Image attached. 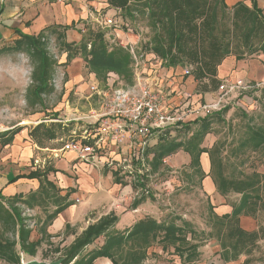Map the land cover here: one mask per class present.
Listing matches in <instances>:
<instances>
[{
	"label": "trees",
	"instance_id": "trees-1",
	"mask_svg": "<svg viewBox=\"0 0 264 264\" xmlns=\"http://www.w3.org/2000/svg\"><path fill=\"white\" fill-rule=\"evenodd\" d=\"M109 1L111 6L123 10L122 19L128 28L143 38L134 54L143 60L145 56L152 55L150 60H158L164 69L195 80L196 90L200 93L218 89L221 81L217 78V68L226 57L233 56L237 61L258 52L264 55V17L255 0H250V6L240 1L230 7L225 0H134L131 4L128 0ZM68 28L63 27L64 30ZM144 28L146 32L142 35ZM17 33L18 38L12 41V46L1 47L0 51H24L29 57L33 65L28 89L30 102L40 103L42 96L54 89L51 80L58 62L48 50V41L53 33L59 47L66 52L65 63L80 55L95 79L105 81L107 75L113 73L116 76L114 85L126 87L134 82L135 59L129 47L111 45L104 32L98 29H88L77 44L65 42L64 34L56 32L55 27L44 29L36 35ZM185 68L189 69L187 76L183 75ZM178 69L180 72H177ZM260 96L264 101V89ZM227 109L223 107L204 117L152 130L148 137L150 142L139 151L137 157L131 155L128 163L138 166L136 170L127 171L128 175H132L130 184L135 192L131 209L137 208L151 194L143 183L149 174L143 177L142 173L139 175L136 171L146 169L147 172H153L166 157L179 150L190 159L188 172L184 173L196 178L199 185L209 175L215 192L222 198L229 193L240 195L235 202L223 201L230 209L227 213L219 214L211 207L209 231H196L191 223L182 219L180 224H176L174 220H158L151 216L141 217L123 230L110 231L118 222V216L111 211L89 224L72 243L64 247L61 264H93L102 257L108 258L111 264H140L146 257L147 249L154 244L162 249L173 248L181 264H195L198 248L209 239H214L219 245L218 254L223 262L235 261L244 255V263H248L252 253L260 247V241L264 242V229L246 230L240 226V217L255 219L258 210L264 209V195L261 193L264 177L257 173L247 175L244 179L225 177L219 143L216 141L208 149L202 146L204 137L211 130V117H221ZM41 129L43 132L39 134ZM20 130L14 127L0 133L1 145L11 144ZM183 130L186 134L179 138L178 134ZM27 136L37 145L42 144L41 136L48 141L58 138L56 130L52 126L46 127L43 122L30 129ZM88 143L91 144V140ZM241 147L264 154V118L260 124L247 129L240 141ZM202 154H207L209 159L208 173L202 168ZM52 171L56 172L49 168L35 169L10 180H38L37 191L29 193L26 198L20 195L5 198L0 195V261L19 264L21 253L33 256L40 245V239H29V219L23 216V208L29 210L35 197H50L55 204V209L46 215L42 230L60 212L74 204L69 199L72 189H67L64 196H58L61 189H57L47 178ZM110 171L113 182L123 185L119 168ZM67 228L69 224L65 225ZM8 231L12 233V239L5 236ZM99 238L102 240L97 247L82 254L87 246Z\"/></svg>",
	"mask_w": 264,
	"mask_h": 264
},
{
	"label": "rangeland",
	"instance_id": "rangeland-1",
	"mask_svg": "<svg viewBox=\"0 0 264 264\" xmlns=\"http://www.w3.org/2000/svg\"><path fill=\"white\" fill-rule=\"evenodd\" d=\"M262 11L264 15V4ZM108 42L113 45V42L109 41V39ZM12 44V41L0 42V48L12 46ZM48 50L58 62V66L51 80L54 89L50 94L42 96L40 103L30 102L29 99L30 93L28 89L31 85L33 65L27 54L18 50L0 51V133L19 127L22 129L19 134L26 136L30 129L43 122L46 127L52 126L56 130L58 137L55 140L48 141L41 136L42 144L40 145L24 138L23 141H28V145L23 141L21 142V140H17L12 145L5 146V151L3 152L8 164L13 165L15 170L20 167V171H24V173L30 171L31 167L41 170L43 168L56 170L55 163L65 160L66 154L69 153L63 149L65 142L70 139L83 141L84 137H87V133L92 132V129H96L98 122L103 119L100 116L103 112L100 99L102 94L98 96L97 93L90 91L89 85L94 83L97 92L100 93L108 92L111 86L109 77L105 81L93 79V75L85 67L80 55H76L69 63H65L66 52L59 47L52 36L48 41ZM147 63L152 70L149 74L147 71L144 72L147 76H166L163 67L158 65L160 64L158 60V64L152 60ZM263 71L264 58L260 54L255 53L236 62L231 71L219 79L220 81H236L240 79L252 85L264 80ZM177 72H180V69ZM144 73L142 71L141 75L145 76ZM190 89L188 87V90ZM263 89L264 86L228 93L223 101L224 107L228 108L226 112L221 117H211V130L204 137L202 146L208 149L216 141L219 143L223 175L225 177L244 179L252 173H257L264 177V154L252 152L248 147L240 148V141L245 136L247 129L263 121L264 101H262L260 96ZM201 93L203 95L202 103L204 100L208 101L217 96L216 90H208ZM54 119L60 122L54 121ZM42 132L43 129L39 131V134H42ZM185 134L184 130L180 131L178 137L183 138ZM99 137L101 139L98 144L92 143L94 147L92 157L87 156V159L79 158L83 161L79 162V160H76L78 161L76 163L81 165L79 167L82 168L84 173L94 170L97 177L102 180L109 179L111 176L109 170L114 171L119 168L118 172L123 185H119L117 197L109 202L104 200L105 202L103 201L95 210L78 220L70 222L69 219L68 221L72 226H69L66 230L63 225L62 230L58 232L56 226H52V223L47 225L48 227L46 226L45 229H41L45 219V209H39L34 212L23 208V216L29 219L27 223L31 229L29 239L31 241L40 239L41 243L33 256L19 253V264L32 259L42 262L59 261L64 247L72 243L89 224L95 223L99 216L107 213L110 209L117 211L120 215H124L119 221L118 228L115 225L110 231L123 230V228L129 227L139 218L151 216L158 220H174L176 224H180L182 219L191 223L196 231L207 232L212 222L210 218L211 207H213L214 211L220 213L226 209L223 201L231 203L237 201L240 197V195L235 193H229L223 198L219 196L213 190L215 187L209 175L204 178L201 185L197 183L196 178L186 175L184 171L188 172L190 159L186 153L179 150L175 154L166 157L153 172H147L146 169H138L136 171L139 175L142 173L143 177H146L145 174H149L143 183L151 194L137 208L131 209L130 205L135 197V192L130 184L132 175H128L127 171L136 170L138 166L136 167L132 163L131 166L128 165L131 151H123V149L118 148L122 143L126 144L127 142V145H130V140L129 138H124L122 143L115 142L109 136V131L99 135ZM98 145H100V148H98ZM112 146H115L114 149L110 148ZM20 148H22V157L17 160L18 162H15L16 156L13 153L19 152ZM200 161L204 172L208 173L209 159L207 154H202ZM62 172L72 177L71 173L74 170L73 168H67ZM48 176H55V173L52 171ZM137 191L138 193L141 192L140 189ZM261 193L264 195V189ZM117 201L119 208L115 209L114 204ZM74 203L77 206L81 204L77 200ZM48 210L52 211V208L49 207ZM243 217H247L249 223L240 222L242 228L249 231L259 227L264 229L263 208L258 210L255 219L249 216ZM252 225H254L253 229H251ZM5 236L10 239L13 237L9 231L5 232ZM101 240L102 238H99L93 244L87 246L82 254L91 248L97 247ZM259 244L260 247L252 253V259H249L248 263H244V255L235 261L223 262L218 254L219 245L214 239H209L198 248V257L195 264H264V242L260 241ZM0 264L17 263L0 261ZM93 264H111V261L102 257L95 260ZM140 264H181V261L173 248L162 249L161 246L154 244L147 249L146 257Z\"/></svg>",
	"mask_w": 264,
	"mask_h": 264
},
{
	"label": "crops",
	"instance_id": "crops-1",
	"mask_svg": "<svg viewBox=\"0 0 264 264\" xmlns=\"http://www.w3.org/2000/svg\"><path fill=\"white\" fill-rule=\"evenodd\" d=\"M240 1L248 6L251 4L250 0H225L227 6L229 7L235 2ZM133 2L134 0H128L129 4ZM255 2L257 7L262 9L264 0H255ZM122 13L123 10L118 7L111 6L109 0H0V42L13 41L17 39V32L25 35H36L44 29L55 27L56 32H62L64 34L65 42H73L77 44L80 41L82 34H84L88 29H98L104 32L105 38H108L109 41L113 42V45L119 44L122 46H127L129 47L130 51L133 50L134 53L135 48L140 44V41L143 38L142 36L140 37V34L135 33L133 29L128 28L122 19ZM106 18H111L114 20L118 24V27L117 25L110 27L104 25L103 20ZM122 24L125 26L119 27V25ZM64 26H69L70 28L64 30ZM143 32H146L145 28L142 31V35ZM52 37L55 39V33H53ZM257 54H260V56L264 58L263 54L259 52ZM239 61L241 60L236 61L233 56L226 57L217 68V78L221 79L226 76L231 71L236 62ZM156 64H158L157 61ZM158 65L160 66V64ZM141 71H143V73L147 71L149 74L152 70L150 65L147 63L145 64L144 68L141 67ZM163 71L166 73V76L159 75L157 77H149L146 75V73L144 74L153 85L157 84L158 89H163L166 95V104L169 107L177 103L179 92L186 89L188 90V87L191 88L190 90H192L197 98H200L202 102V93L198 92L196 88H194V86H196L195 80L189 77L184 78L182 76H178L170 69H164ZM168 77H170V79ZM93 79H95L94 76ZM114 79L115 75H111L110 80L113 81ZM187 119L190 120L192 117L188 116ZM54 121L60 122L59 120L55 119ZM20 131L16 134V137H14L11 144H8L9 146L17 140H21L22 142L24 138H27L30 141L27 133L26 137L24 135H20ZM86 136L87 137H84L83 139L85 142L80 140L86 144H90L88 143L90 140L91 145L92 143L98 144V141L101 139L94 129H92V132L87 133ZM23 142H25L26 145L29 144L28 141L24 140ZM136 145L137 140L134 139L132 142H130V145H127L126 142V144H120L118 148L123 149V151L128 150L129 152H132ZM5 146H2L0 143V195L5 198H11L17 195H20L21 198H26L29 193L37 191L39 182L36 179L26 178H18L17 180L10 182L13 177L20 174H26L29 171L24 173V171H20V167H17L15 170L13 165L8 164L3 152L5 151ZM114 147L112 146L110 148L114 149ZM98 148H100V145H98ZM66 152H69L66 154V159L60 160L54 165L55 169L57 170L54 172L55 176H48L51 173L50 172L47 175V178L55 185L57 189H61L58 192V196H64L67 189H72L73 191L71 192L69 199L73 202L77 200V202L79 201L81 204H79V206H77L76 203L70 205L51 221L52 226H56L57 232L62 230L63 225L64 228L66 224H69L70 227L72 226L68 221L69 219L70 222L72 220H78L92 210H95L96 207L101 205L104 200L108 202L110 200H114L118 195L120 187V184L114 183L113 179L109 181L111 178H113L112 175L109 177V179L102 180L97 177V174H95L96 172L94 170H89L88 173H84L82 168L79 167L81 165L76 163L78 162L76 160H79V162L83 160L79 159L74 152ZM13 154L16 156L15 162H18L17 160H20V157H22V148H20L19 152ZM85 166H87V164H85ZM67 168H73L74 172L71 173L72 177H69L62 172ZM30 169L33 171L36 169V167H31ZM55 194L57 195L56 192ZM224 206L226 209L223 211L221 210L222 212L219 214L229 212V207L226 205ZM49 207L52 208V211L55 209V204L52 202L50 197L46 198L37 196L34 199L33 206L30 207L29 210L35 212L39 209H45L46 217L47 214L52 212L48 210ZM117 207L118 201L114 204V208L116 209ZM111 211L118 216V222L116 223L118 228L119 221L124 215H120L117 211L111 209L107 213ZM243 221L249 223V219L242 216L240 218V222L243 223ZM253 228L254 225L251 226V229Z\"/></svg>",
	"mask_w": 264,
	"mask_h": 264
},
{
	"label": "built area",
	"instance_id": "built-area-1",
	"mask_svg": "<svg viewBox=\"0 0 264 264\" xmlns=\"http://www.w3.org/2000/svg\"><path fill=\"white\" fill-rule=\"evenodd\" d=\"M106 26L118 25L111 18L103 20ZM135 63L134 82L130 86H116L115 79L109 83L110 89L108 92H97L96 85L91 83L89 90L101 95L102 114L101 122H98L95 132L102 135L109 131V136L115 142L122 143L124 138L137 140V145L130 154L137 157L139 151L150 142L148 137L152 130L161 129L167 126H172L177 123L184 122L188 116L193 118L204 117L214 111H218L224 107V97L231 92L244 91L249 88H260L264 86V81L248 84L242 80L228 81L224 80L216 90V97L209 101L201 102L192 90H182L179 92L178 101L175 105L169 107L166 104V95L161 88H157V84L153 85L146 76L141 75V67L144 68L152 55L145 56V60L141 56H137L131 50ZM157 61V60H156ZM113 73H109L106 80L110 78ZM183 75H189V69L183 70ZM109 77V78H108ZM170 79V77H168ZM95 124V123H92ZM65 151L74 152L78 158L87 159V156L93 155L94 147L91 144L83 143L80 140L70 139L65 142ZM130 160V159H129Z\"/></svg>",
	"mask_w": 264,
	"mask_h": 264
},
{
	"label": "water",
	"instance_id": "water-1",
	"mask_svg": "<svg viewBox=\"0 0 264 264\" xmlns=\"http://www.w3.org/2000/svg\"><path fill=\"white\" fill-rule=\"evenodd\" d=\"M62 259H59V261H53V262H42V261H37V260H27L23 262L22 264H60Z\"/></svg>",
	"mask_w": 264,
	"mask_h": 264
}]
</instances>
